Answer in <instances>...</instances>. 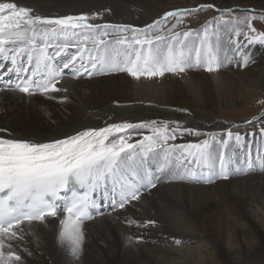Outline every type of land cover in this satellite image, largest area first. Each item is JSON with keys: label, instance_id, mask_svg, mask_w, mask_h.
Instances as JSON below:
<instances>
[{"label": "snow or ice", "instance_id": "snow-or-ice-1", "mask_svg": "<svg viewBox=\"0 0 264 264\" xmlns=\"http://www.w3.org/2000/svg\"><path fill=\"white\" fill-rule=\"evenodd\" d=\"M213 7L208 4L165 12L152 24L134 28L90 22L98 14L46 18L30 7L0 2V58L10 62L8 73L19 76L31 71V76H19V82L11 88L29 97L66 91L58 87L63 72L75 70L78 57L83 60L85 53L92 62L91 71L85 68L89 76L126 73L137 81L164 77L166 73L180 75L191 69L216 73L232 63L247 66L251 56L240 40L231 41L232 55H219L220 36L230 30L236 36L243 35L249 45H264V32L257 33L251 22L254 17L249 15L225 20L224 14L233 9H219L221 16L207 21L202 31L180 33L168 29L170 35L156 34L163 31L168 17L176 18L179 24L184 16ZM245 26L248 32L241 31ZM109 36L112 39H107ZM89 43L90 48L86 46ZM71 45L76 46L77 53L63 61L62 67L54 64V56ZM51 47L58 50L50 53ZM24 56L27 64L21 59ZM75 74L82 75L78 71ZM253 119L259 121L261 117ZM180 128L179 124L171 127L169 121L153 120L111 123L47 142L11 134L0 136V264H24L13 245L31 233L35 223H46L49 218L59 220L58 244L78 260L85 222L103 216L98 202L101 193L105 198L111 194L113 210L123 209L141 200L144 191L165 178L211 184L254 170L250 155L237 158L233 151L245 141L239 132L228 130L226 136L209 133V138L196 143H169L177 139ZM133 133L142 139L130 142ZM256 159L264 171V158L257 155ZM61 200L63 203L58 204ZM127 239L129 243L132 240Z\"/></svg>", "mask_w": 264, "mask_h": 264}, {"label": "bare ground", "instance_id": "bare-ground-1", "mask_svg": "<svg viewBox=\"0 0 264 264\" xmlns=\"http://www.w3.org/2000/svg\"><path fill=\"white\" fill-rule=\"evenodd\" d=\"M0 2H15L19 6L30 7L36 14L46 18L98 14L96 20L90 22L144 28L148 22L139 21L137 14L141 8L138 5L142 2L148 5L151 0ZM149 23L152 24L153 21ZM86 46L92 47L90 43ZM57 50L55 47L48 49L53 54ZM76 53V46L71 45L60 55L54 56L52 62L62 67L66 57L69 59ZM21 59L27 64L26 56ZM6 63L10 64L0 58V64L5 65L0 67V100H3L0 101V109L4 108L6 102H12L11 98L17 101L23 99V95L11 90L17 73L5 75L3 68H6ZM76 65L78 69L64 70L65 77L58 84L59 88L66 91L49 93L54 100L44 103L45 115L39 123L30 126L21 124L19 127L8 120L5 122L4 116H0V122H3L0 123V129L6 130L0 132V136L7 138L11 134L47 142L88 128L106 127L111 123L137 124L154 120L169 121L171 127L181 125L177 139L169 143L186 144L193 134L206 139L209 133L224 132L230 128V124L226 122L208 118L209 111L220 104L238 103L239 100L250 99L254 95L252 91L244 89L252 75H245L249 72L245 70L246 66L240 67L239 63L229 65L227 72L219 70L211 79L203 71L191 69L180 75L166 73L164 77L141 78L139 81L126 73H109L107 77L85 79V68L92 70V62L87 53L83 60L78 57ZM77 71L84 79H76ZM250 73L252 74V70ZM17 94L21 96L20 99L16 97ZM31 97L27 95V98ZM65 97L72 100L64 104ZM262 114L264 110L256 117H261ZM183 129H192L193 132L190 134ZM140 131L148 134L147 129ZM240 133L249 134L245 131ZM223 135L226 136L225 133ZM250 137H245L243 144L233 151L238 148L243 149L244 153L251 151ZM140 139L141 135L133 133L130 142L135 143ZM256 139H263L261 133ZM258 148L264 146H254L256 151H259ZM213 183L178 180L167 182L164 179L155 188L144 191L141 200L133 201L121 211L118 207L113 210L112 196L109 194L102 201L103 216L85 222V240L78 260L58 244L57 218H49L46 223H35L33 231L13 247L21 255L24 264H221L218 249H214L218 239L225 240L224 246L230 256H237L244 245L246 247L245 240L253 239L259 243L264 238V171L260 167H254L247 174L230 176L227 180L217 179ZM130 220L134 223H129ZM147 221L155 223L148 224ZM128 237L132 238L130 243ZM102 243L104 249L101 247ZM261 255L264 257V253Z\"/></svg>", "mask_w": 264, "mask_h": 264}, {"label": "rangeland", "instance_id": "rangeland-1", "mask_svg": "<svg viewBox=\"0 0 264 264\" xmlns=\"http://www.w3.org/2000/svg\"><path fill=\"white\" fill-rule=\"evenodd\" d=\"M143 3L144 2L140 4L138 3L139 4L138 8L140 7L142 10L140 8H139L140 10L138 9L139 11L137 16L139 21L141 22L145 21L144 23L148 22V24H150L149 22L151 20L154 22L156 19H160L161 17H163L165 12H169L177 9H193L200 5H208V4L214 5L213 8L193 12L190 15L184 16L182 18V22L179 24H177L176 18L168 17L166 23L163 24V31L158 32L156 34L170 35L168 29H172L173 32H180V33L187 31L189 29L193 30L194 32L202 31V26L207 21L212 20L214 17L221 16V12L219 11L220 8L216 9V7H220V6L223 7L230 5L235 7L230 6V8H223V9L234 10L230 14L229 13L224 14L225 20H230L233 17L242 18L245 15H249L254 17L251 22L253 24V27L256 29L257 33L264 32V0H151L150 3L151 5L150 4L145 5ZM255 10H260V11L258 13L249 12ZM174 24L176 25V27L172 28V25ZM212 26L215 27V24H213ZM241 31L248 32V29L245 26L241 28ZM236 40H240L244 43L246 50L249 52L251 56V62L246 66V68L245 67L244 68L245 70L247 69V71L249 72L246 73L245 75H252V76H249L250 79L248 80V83L245 84L244 89L245 90L248 89L249 91H252L254 95H252L250 99L243 98L239 100L238 103H234L230 105L220 104L218 105L219 107L216 106V108L209 111L207 113V117L214 121H219V122L223 121L230 124V128H228V130H231L233 133L236 132L240 133L244 131L247 133H254L255 135H252V137L248 135H244L245 137L251 138V146H250L251 151H247L244 153L243 149L238 148L234 150V152L236 153L237 158L244 157L246 159L250 155L253 160L254 167H260V162L256 159V157L257 155H259L261 158H264V148H258L259 151H256L254 150V146L255 145L264 146V132L261 131V129H263L264 126V116H261V119L259 121L254 120L253 118L264 110V45H261L259 43L249 45L247 41L244 39L243 35L236 36L234 32L230 30H224L220 36L221 51L219 55L221 56L225 54L232 55L230 48L234 45L231 44V41H236ZM229 65L224 67L225 69L221 68L219 70L227 72L228 71L227 68ZM235 67L236 64L233 65V69ZM76 69H78L77 65H76ZM199 70L203 71V73L206 74V76H208V78L210 79L214 77L213 74H216V73H208L203 69H199ZM251 70H252V74L250 73ZM83 75L85 79L89 80L90 78L107 77L109 73L97 74L93 76H87V73ZM83 75H75V77L76 79H84ZM8 92L12 93V91L10 90H8ZM16 97L20 99L21 96L17 94ZM65 98L63 100L64 104L72 100L67 97ZM11 99L12 102H6L4 108L0 109V116H4V121L6 120L5 122H7L8 120L9 123H13L18 126L19 125L21 126V124L30 126V125H36L41 121L43 115H45L44 103L47 102L48 100L53 99V97L51 94L41 95L37 93L33 95L31 98H27V95H23V99H20L18 101L17 99H13V98ZM0 101L2 102L3 100ZM11 107H13L14 109ZM249 121H251L252 123H248ZM0 123L3 122L1 121ZM228 130L217 133L222 135L225 133L226 135V132ZM260 133H261V137H263L262 140L256 139ZM207 138H209L208 135ZM202 140H204V138H201L198 134H193L189 138L188 142L196 143ZM251 152L252 153L256 152V153L252 154ZM165 180L167 182L169 181L167 178H165ZM262 230L264 232V227H262ZM245 241H246V247L244 245L240 254L237 256H230L227 253V247L224 246L225 240L218 239L215 242L216 246H214V249H216V251L218 249L217 254L220 259V263L221 264H264V257L263 255H261L264 253V238H262V240H259V243H256L253 239L245 240ZM101 247L102 249H104L103 243Z\"/></svg>", "mask_w": 264, "mask_h": 264}]
</instances>
